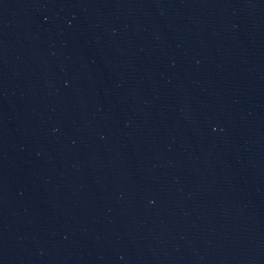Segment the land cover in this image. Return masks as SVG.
<instances>
[{
	"label": "water",
	"instance_id": "1",
	"mask_svg": "<svg viewBox=\"0 0 264 264\" xmlns=\"http://www.w3.org/2000/svg\"><path fill=\"white\" fill-rule=\"evenodd\" d=\"M0 264H264V0H0Z\"/></svg>",
	"mask_w": 264,
	"mask_h": 264
}]
</instances>
